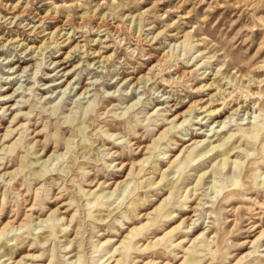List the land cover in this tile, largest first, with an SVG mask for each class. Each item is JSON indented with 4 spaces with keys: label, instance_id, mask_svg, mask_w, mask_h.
Segmentation results:
<instances>
[{
    "label": "rangeland",
    "instance_id": "374dc122",
    "mask_svg": "<svg viewBox=\"0 0 264 264\" xmlns=\"http://www.w3.org/2000/svg\"><path fill=\"white\" fill-rule=\"evenodd\" d=\"M1 38L0 264H264V0H0Z\"/></svg>",
    "mask_w": 264,
    "mask_h": 264
},
{
    "label": "bare ground",
    "instance_id": "6f19581e",
    "mask_svg": "<svg viewBox=\"0 0 264 264\" xmlns=\"http://www.w3.org/2000/svg\"><path fill=\"white\" fill-rule=\"evenodd\" d=\"M15 9V8H14ZM11 10H13V7H11L10 8V11ZM26 9H24L23 11H21V12H19V15L18 16H24L25 15V13H26ZM106 16H107V14H106ZM39 17V16H38ZM37 17V19H38V22H41V23H43L45 20H46V18L48 17V16H45V17H39L38 18ZM108 17V16H107ZM104 20H105V18H102L101 19V23L99 24L100 26H99V29L101 28V26L102 25H104ZM68 22V21H67ZM83 23H84V21H83ZM83 23H81L80 25H79V27H82V25H83ZM65 26H66V23L63 25V26H60V27H58L54 32H52V33H50V34H48V35H46V36H51V37H48V38H46L45 40H44V42L41 44V46H39V47H31V49H33V48H35V49H42V47H44V46H46L47 44H50V42H51V44H53L54 42H56V39L58 38V37H60V40H64L63 41V43L64 42H68V38L66 39V34H64V30H65ZM83 27H84V25H83ZM98 28V27H97ZM96 28V29H97ZM99 29H97V30H99ZM114 29V32L116 33V34H119L120 33V31L117 29V28H113ZM31 30H33L32 32H31V34L32 33H36V29H35V27H32V29ZM45 37V36H44ZM2 39H4V38H1L0 39V42H1V40ZM136 39V38H135ZM8 43H10V44H12V43H17V44H19L22 40H19L18 38L17 39H15V40H6ZM21 45H25L24 43L22 44L21 43ZM51 46V45H50ZM80 45H78V46H76L74 49H72L73 51L74 50H77V49H80V47H79ZM82 48V47H81ZM71 50V51H72ZM100 52V51H99ZM96 55V54H95ZM69 56H70V54H69ZM68 56V57H69ZM97 56H100L101 57V55H100V53H97ZM110 56V55H109ZM67 57V58H68ZM165 55L164 56H162L159 60H158V63L160 64L162 61H164L165 60ZM105 60H106V57L104 58ZM108 59V58H107ZM99 62H102V61H99ZM190 73H185V72H183L180 76L181 77H184V76H188ZM195 91V90H194ZM256 94V93H255ZM255 94H253V95H255ZM216 98H218L217 97V95H215V96H212L211 97V100H208L207 102H208V105H206V106H202L201 107V110H203L204 112H209L208 113V116H216V115H218L219 113H220V111H218V110H211V111H209V109H212V106H213V104H214V102L215 101H218V100H220V98L219 99H216ZM225 98H227V97H225ZM216 99V100H215ZM205 104V103H204ZM190 109H192V107L190 108ZM239 108H237L236 110H235V112L238 110ZM192 111V110H191ZM188 112H190V111H188ZM187 113V112H186ZM232 114V113H231ZM197 190V189H196ZM196 190H194L195 191V194H197L196 193Z\"/></svg>",
    "mask_w": 264,
    "mask_h": 264
}]
</instances>
